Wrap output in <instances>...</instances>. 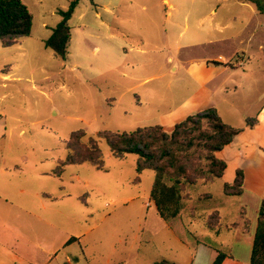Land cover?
<instances>
[{"label":"rangeland","instance_id":"rangeland-1","mask_svg":"<svg viewBox=\"0 0 264 264\" xmlns=\"http://www.w3.org/2000/svg\"><path fill=\"white\" fill-rule=\"evenodd\" d=\"M71 1L22 0L33 19L31 34L9 47L0 42V165L19 167L0 174V247L18 248L14 254L28 255L32 264L45 261L41 247L53 251L51 264H207L209 249L197 242L226 244L229 235L223 231L217 240L205 219L191 217L196 195L184 201L180 217L164 222L149 200L154 173L138 175L136 155L116 159L99 141L105 172L88 164L67 166L60 177L53 171L74 132L93 137L154 126L169 132L208 108L236 129L256 120L250 130L264 145V16L236 0H170L172 11L164 0H78L61 61L43 41ZM246 149L240 154L249 164ZM239 156L232 143L224 147L217 153L226 165L223 177L197 185L196 194L214 199V209H200L204 218L216 211L223 224H235L241 212L249 221L256 215L264 165H244ZM238 169L246 175L245 194L227 197L223 185ZM36 192L55 202L35 198ZM35 202L54 211L33 210L37 220L10 205ZM71 237L78 242L63 249ZM0 264L24 263L0 252Z\"/></svg>","mask_w":264,"mask_h":264},{"label":"trees","instance_id":"trees-1","mask_svg":"<svg viewBox=\"0 0 264 264\" xmlns=\"http://www.w3.org/2000/svg\"><path fill=\"white\" fill-rule=\"evenodd\" d=\"M242 3H252L257 11L264 16V0H237ZM78 0H72L65 11H59V23L51 29L50 36L43 41L55 58L65 61L70 42V27L68 25ZM32 16L27 6L21 0H0V42L2 47L17 44L20 39L31 34ZM256 120H248L244 128H232L222 122L213 108L188 116L166 132L160 126L138 128L131 133H111L101 131L93 137L79 131L70 135L65 142L66 157L59 160L53 175L60 177L67 166L88 164L97 171L105 172L103 155L99 141H104L116 159H124L127 155L137 156L136 172L139 175L145 170L153 171L154 180L149 193L159 217L169 222L180 217L184 209V201L196 195L195 204L190 209V215L195 219H205L204 225L215 235L222 230V221L216 211L199 214L214 209V199L210 194H196L199 183L208 186L216 179L223 177L226 165L217 158V153L232 143L233 139L245 129H251ZM243 172L236 170L235 179L231 184L223 185L227 197H241L243 194ZM136 182H139L137 177ZM44 197L51 198L50 195ZM53 199V198H51ZM202 214H205V213ZM243 230H249V221L241 212ZM240 222L229 227L236 228ZM78 242L71 238L66 246ZM198 243V242H197ZM206 244V242H200ZM198 243V244H200ZM225 254L218 251L212 264H221ZM75 260V259H74ZM158 264H170L163 261ZM250 264H264V199L260 200L253 241L250 251Z\"/></svg>","mask_w":264,"mask_h":264},{"label":"crops","instance_id":"crops-1","mask_svg":"<svg viewBox=\"0 0 264 264\" xmlns=\"http://www.w3.org/2000/svg\"><path fill=\"white\" fill-rule=\"evenodd\" d=\"M164 3L167 4V6H168L167 8L169 10H171V11L174 10V8H175L174 3L170 2V0H164ZM239 3L247 4V3H242V2H239ZM110 4H111V1H108L107 6L108 5L110 6ZM170 15H171V12L170 11L167 12V16H170ZM96 16H99V14L97 13ZM208 19L209 18L206 15L205 17H203V19L200 20V24L207 23ZM209 26H210V24H209ZM184 28L186 30L187 26L185 25ZM210 28H211V26H210ZM244 131L242 133H240L239 135H237L233 139V142H232V145H235V147H237L238 155H240L239 159L241 160L242 164L247 165V166H252V165H254V166L258 165L259 166V164L260 165L261 164L264 165V151H263V146L264 145H262L263 144V143H261L262 141L256 140L253 137V133H254L253 130L245 129ZM241 148H247L246 149L247 152L251 154V160H250L251 163H249V164L246 163L247 160H248V156H246L244 153L240 154ZM10 170L19 171V167H17L16 165H14L13 167H9V166L1 167V165H0V174H2L3 177H6V174L9 173ZM47 175L48 174L44 175L43 177H45ZM243 176H244V180H243V194H242V196L245 194V189H244L245 188V182H246L245 173H243ZM37 177H39V176H37ZM36 180L38 181L39 179H36ZM76 181H78V177L76 178ZM227 184H231V183H228V181H227ZM6 189L7 188H2L1 187V190L7 195V194H9V192L6 191ZM18 194L19 195H25L27 193H26V191L24 189H19L18 190ZM40 194H41L42 197L45 195L44 193L36 192L34 194L35 198L39 197ZM28 195L30 196V193H28ZM46 195H49V194H46ZM68 197L69 196L61 197L60 200H64V198H68ZM259 199L260 200L264 199V193L261 195V198H259ZM52 201L55 202L54 199ZM5 202L7 203L8 201L5 200ZM37 202H35V206L36 207L38 205ZM39 204H40V206L37 207V208L33 207L34 204H32L30 207H28V206L21 207L18 204H12V203L10 205L16 211L23 212V213L28 214V215H32L37 220H39V218L36 217V215L33 212V210H36V209L39 208V209H42L43 211H54V209L50 208L49 206H46L45 204H43V202L42 203L39 202ZM257 210H258V208H257ZM219 216H220V214H219ZM220 218H221V216H220ZM246 219L248 220L250 218L246 217ZM221 221H222V218H221ZM249 223H250L249 230L247 232H245L243 230V226H244L243 222H240V225L238 227L230 228V229H228L226 227H229V226H231L233 224H223V222H222V225H223L222 226V230L220 231L219 234H216V235L212 232V235H213L212 237H214L215 239L218 240V238L223 235V231H224L230 237L226 244H224L223 242H215L213 239H207V237H206L205 240H202V242H206V244H204V243L198 244L197 243L196 245L199 246V248L201 247L202 249H209L208 250L209 251L208 252L209 253L208 254L209 259H208V263L207 264H212V262L214 261V259L216 258L217 254H218V251H221V252H223L225 254V258L223 259L221 264H250V251H251V246H252V241H253V234H254L255 223H256V215H253L252 220L249 221ZM38 224H41L44 227L47 225V226L50 227V230H52V227L55 228V226H53L51 223L49 224V223H45V222H43V223H38L37 222V225ZM71 238H73V237H71ZM71 238H69V239H71ZM69 239L64 241L63 249L69 247V246H66V243H67V241ZM229 241H230V243H229ZM29 245H30V248H33V249H36L35 248L36 246L38 247V245H36L34 242L33 243L31 242ZM241 246H243V247H241ZM0 248H1L0 252L4 253V257H6V258L13 259V260H16V261H20L21 263H24V264H32V263H30L32 261L31 257L29 258L28 255L22 254L23 255L22 256V255L14 254V253L18 252L17 251L18 248L16 250L15 248H11L10 247L11 251H9L4 244L1 245ZM39 251L40 252L43 251L46 254L45 261L40 263V264H51V262L55 258V257L51 256V253H50V252H53V251L50 250V249H48V251H47V250L43 249L42 247H41V249ZM19 252H21V251L19 250ZM34 256L38 257L37 254H34ZM66 260L67 261L69 260V256H66ZM25 262H27V263H25Z\"/></svg>","mask_w":264,"mask_h":264}]
</instances>
